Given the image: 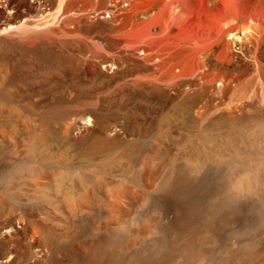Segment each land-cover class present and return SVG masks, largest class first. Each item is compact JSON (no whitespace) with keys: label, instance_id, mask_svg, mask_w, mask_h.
<instances>
[{"label":"rangeland","instance_id":"obj_1","mask_svg":"<svg viewBox=\"0 0 264 264\" xmlns=\"http://www.w3.org/2000/svg\"><path fill=\"white\" fill-rule=\"evenodd\" d=\"M22 1L79 70L0 68V264H264V0Z\"/></svg>","mask_w":264,"mask_h":264},{"label":"bare ground","instance_id":"obj_2","mask_svg":"<svg viewBox=\"0 0 264 264\" xmlns=\"http://www.w3.org/2000/svg\"><path fill=\"white\" fill-rule=\"evenodd\" d=\"M38 1L39 0H30L29 4L31 6L41 7L40 3ZM7 3H8V5H13L14 7H16L17 10H16L15 14H11L10 16H8L6 19H4L2 21L0 20V68H3V70H4V68H6V66H7L8 62L6 61V58H7L6 56L8 55V51L18 50L21 52L22 57H23L22 58L23 63H21L22 61H20L19 63H21V64L18 63L19 64L18 67H23V65H25L24 62H26V60H27L26 58L28 55H30L31 53L35 55V58L39 62L37 65V69H38L37 71H39L43 76L42 77L43 79L40 80V82H42V83L57 82L56 85H58V82H63L64 79L62 80V78H60V77L57 78V75H56V70L60 69V66L65 67V71L64 70L63 71L65 72L66 75L67 74L68 75L77 74V72L79 70V65L77 63H73L71 57H69L68 54L54 53L51 49L45 48L43 46L44 43L39 45L46 37L50 36L54 32L53 27L50 26L51 24L46 25V26L43 25L41 28H39L35 24L33 25L31 23H26V22L20 23L21 19L25 16V14L20 12V6L25 2H23L21 0L20 2L15 1V3L11 2V1H7ZM102 27H103V23L98 22L94 28L95 29L98 28V29L102 30ZM6 33H8V34H6ZM9 34L12 37H10V39H7L6 35H9ZM63 44L69 45L70 41L64 40ZM85 49H86V47L84 46V44L80 43L79 51L83 52V51H85ZM32 58L34 59V57H32ZM34 64H35V62H34ZM61 69H63V68H61ZM30 70H32V69H30ZM30 70H29V73H30ZM8 71H9V69H8ZM12 71H15V70H12ZM32 71L34 72V68ZM17 76H18V74H16L15 72H12L11 74H9L8 82L5 81L4 85H7L9 82H12L14 79H16ZM34 76H35V74H34ZM24 79H26V78H24ZM31 81H33V80H31ZM39 86H37V87H39ZM40 99L45 100L43 98H40ZM187 102H189L190 104H193L194 98H192V97L188 98ZM78 126H79V129H84L87 125L85 124L84 121H78ZM237 132H242V130L239 129V130H237ZM4 227H6V225H4L3 228ZM5 257H6V254L0 253V262H3V259Z\"/></svg>","mask_w":264,"mask_h":264}]
</instances>
